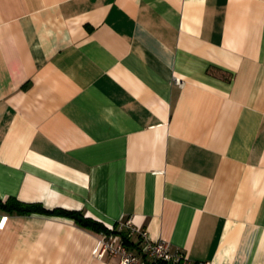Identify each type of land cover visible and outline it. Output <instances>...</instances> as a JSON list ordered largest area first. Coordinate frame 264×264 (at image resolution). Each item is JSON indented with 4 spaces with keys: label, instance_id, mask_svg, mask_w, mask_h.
<instances>
[{
    "label": "crops",
    "instance_id": "obj_1",
    "mask_svg": "<svg viewBox=\"0 0 264 264\" xmlns=\"http://www.w3.org/2000/svg\"><path fill=\"white\" fill-rule=\"evenodd\" d=\"M8 197L54 212L0 208V264H116L93 249L114 225L137 251L121 218L264 264V0H0Z\"/></svg>",
    "mask_w": 264,
    "mask_h": 264
},
{
    "label": "built area",
    "instance_id": "obj_2",
    "mask_svg": "<svg viewBox=\"0 0 264 264\" xmlns=\"http://www.w3.org/2000/svg\"><path fill=\"white\" fill-rule=\"evenodd\" d=\"M175 82L179 85L182 84V81L177 77H175ZM118 223L125 226L129 234L137 235V251L124 242L113 225L108 232L101 233L96 240L93 254L98 259L109 255L117 258L116 264H193L192 259L181 248L173 247L169 241L164 239L151 241L147 231L137 229L131 219L122 220L121 218ZM200 264L211 263L205 260Z\"/></svg>",
    "mask_w": 264,
    "mask_h": 264
},
{
    "label": "trees",
    "instance_id": "obj_3",
    "mask_svg": "<svg viewBox=\"0 0 264 264\" xmlns=\"http://www.w3.org/2000/svg\"><path fill=\"white\" fill-rule=\"evenodd\" d=\"M0 208L8 212H16V213H30L32 211H38V212H43V213L54 212V211H49L47 209H44L40 204H31V203L21 202L17 200L15 197H8L4 201L0 200ZM57 213H60L63 215H72L76 219L77 222H79L81 225L85 227H92L96 230H99V228L103 227L99 225L98 223L93 222L91 220L82 219L80 217H77L74 211L59 209L57 210ZM120 235L127 245H130V246L133 245V242L130 241L129 238L125 234H120Z\"/></svg>",
    "mask_w": 264,
    "mask_h": 264
}]
</instances>
